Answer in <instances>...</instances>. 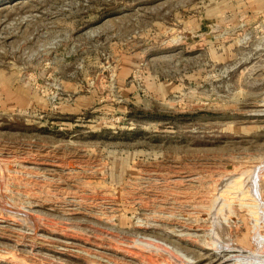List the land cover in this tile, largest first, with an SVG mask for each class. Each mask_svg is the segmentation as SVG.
<instances>
[{"label":"rangeland","instance_id":"374dc122","mask_svg":"<svg viewBox=\"0 0 264 264\" xmlns=\"http://www.w3.org/2000/svg\"><path fill=\"white\" fill-rule=\"evenodd\" d=\"M253 170L264 0H0V264H264Z\"/></svg>","mask_w":264,"mask_h":264},{"label":"bare ground","instance_id":"6f19581e","mask_svg":"<svg viewBox=\"0 0 264 264\" xmlns=\"http://www.w3.org/2000/svg\"><path fill=\"white\" fill-rule=\"evenodd\" d=\"M254 173H255V176H254ZM258 171L257 172H255L254 170L252 171V174H251V178H250V193H251V196H252V198H253V201L255 202V204H256V211H258V210H260L261 212L260 213H258V212H255V216H257L254 220H253V223L255 224V225H258V224H260V228H262L263 226H264V221H263V219H264V212H263V208H262V206L264 205V203L262 202V198H261V192H260V188H259V175H258ZM231 174H233V173H231ZM261 176V175H260ZM241 177V176H240ZM237 194V193H236ZM246 201V200H245ZM243 203V202H242ZM251 204V203H250ZM254 204V203H253ZM245 206H248V205H245ZM251 206V205H250ZM252 207V206H251ZM253 209V208H252ZM253 212V213H254ZM254 218V217H253ZM2 219V218H1ZM254 225V226H255ZM259 226V225H258ZM258 226H256V227H258ZM255 228V227H254ZM259 228V227H258ZM255 230H258V229H255ZM254 230V233H253V244L255 245V247L257 248V246H259V236H261V237H263L264 238V236L263 235H261L259 232H256ZM18 233V232H17ZM255 233H256V235H255ZM260 237V238H261ZM262 244V243H261ZM264 244V243H263ZM263 244H262V246H263ZM254 247V248H255ZM234 251V250H233ZM238 251V253L240 252H242V250H237ZM230 256H232V255H230ZM241 256V255H240ZM245 257V256H244ZM251 257V256H250ZM233 260V259H232ZM236 260H238V259H236ZM241 260V259H240ZM261 262V261H260ZM262 262H264V261H262ZM260 264V263H259Z\"/></svg>","mask_w":264,"mask_h":264}]
</instances>
